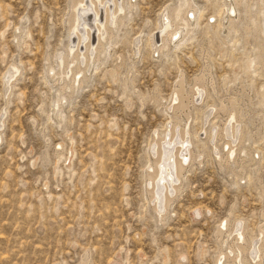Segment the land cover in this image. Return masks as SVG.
Instances as JSON below:
<instances>
[{"label":"rangeland","instance_id":"rangeland-1","mask_svg":"<svg viewBox=\"0 0 264 264\" xmlns=\"http://www.w3.org/2000/svg\"><path fill=\"white\" fill-rule=\"evenodd\" d=\"M74 1L0 0V264H215L236 220L245 244L263 230L259 263L243 252V264H264V0H232L234 14L231 0H191L185 41L165 47L157 33L176 0H122L117 26L77 49ZM201 73L205 97L188 124L201 156L158 213L150 142L169 120L184 125L171 92ZM230 99L242 109L227 163L228 111L215 109Z\"/></svg>","mask_w":264,"mask_h":264},{"label":"bare ground","instance_id":"bare-ground-1","mask_svg":"<svg viewBox=\"0 0 264 264\" xmlns=\"http://www.w3.org/2000/svg\"><path fill=\"white\" fill-rule=\"evenodd\" d=\"M191 0H176L175 4L171 8V19L166 13H162V24L160 30H158V35L155 43H162V47H165L168 43L172 44L171 41L174 38L176 44L182 43L185 41L182 38H179L181 32L186 31L189 26L188 16L192 18L193 10L189 7H186L188 2ZM231 5L228 7V12L234 14L235 7L231 0ZM124 10V5L122 0H75L73 2L72 10V25H71V35L75 36V41L73 44H70L71 48H78L80 45H84L85 40H89L90 37H94L95 45L99 43L100 40L107 35L106 25L117 26L116 15L118 13L122 14ZM226 11V10H225ZM259 27L261 31H264V14L262 13L259 20ZM172 27H174L172 29ZM105 39V38H104ZM108 43V42H107ZM138 44H140V38L136 40V53H138ZM72 54V52H70ZM68 54V56H70ZM92 54V52L90 53ZM58 65H62V55H58ZM80 64L84 62V58H78ZM73 59H70L68 62V68H66V78L70 74V66H72ZM89 61L86 59V62ZM90 64V62H88ZM92 66V64H90ZM90 66H86L90 70ZM86 70V73L88 72ZM18 73V68L10 67L4 75V82H9L14 78L15 74ZM80 75V74H78ZM63 78V77H62ZM65 78V77H64ZM10 79V80H8ZM77 80V77H76ZM73 80L74 82L76 81ZM203 83V73L197 75L193 78L191 83L187 85V88H183L181 77L176 82L175 86L172 89L171 96L168 102L167 108L172 113H177L182 117L184 125L180 126L177 123L168 121L166 126V131L162 133L161 136H157L156 132L151 146L152 154V167L151 171L146 175V181L148 183V197L155 211L161 213L166 205L171 199V195L176 193V185L179 182L183 174L188 171V163L194 158L200 159L201 154L198 153L194 155L192 153V144L190 140V133L188 130V124L192 118L191 110L198 108L204 100V84ZM5 90H8L6 86ZM58 94V93H57ZM64 101V100H63ZM56 106V102H55ZM241 106L235 99H230L227 102L218 101L215 111L217 113H225L228 111L227 116L221 123V129L223 131V137L227 139V147L230 145L232 149H227L225 155L227 163L232 159L236 141L239 136V124L236 121V115L240 116ZM212 109H208L204 113V119L210 116ZM0 126H2V121H0ZM215 128L210 131V137L208 140L212 142V152L217 155L218 150L214 148V132ZM244 154L243 149L240 150ZM194 160V161H195ZM199 162V160H198ZM187 169V170H186ZM178 190V189H177ZM175 196V195H174ZM160 200V201H159ZM158 204V205H157ZM157 207V209H156ZM264 219V214H262ZM222 224L216 229V235L220 236L225 230V223ZM256 237L257 240H252V243H244L243 237V227L242 222L236 220L232 226L233 239L231 244L227 246L223 252H218L215 259V264H221V260L224 258H229L233 261V264H243L242 258L240 257L243 252L248 253V256L259 263L260 256V240L262 238L263 230L257 229ZM241 258V259H240Z\"/></svg>","mask_w":264,"mask_h":264},{"label":"water","instance_id":"water-1","mask_svg":"<svg viewBox=\"0 0 264 264\" xmlns=\"http://www.w3.org/2000/svg\"><path fill=\"white\" fill-rule=\"evenodd\" d=\"M253 30V29H252Z\"/></svg>","mask_w":264,"mask_h":264}]
</instances>
